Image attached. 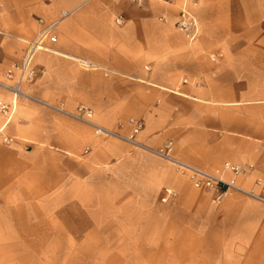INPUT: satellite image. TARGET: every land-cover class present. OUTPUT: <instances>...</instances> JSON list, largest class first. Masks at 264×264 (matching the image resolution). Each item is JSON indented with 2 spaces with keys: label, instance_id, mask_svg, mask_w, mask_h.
<instances>
[{
  "label": "crops",
  "instance_id": "0c3cea01",
  "mask_svg": "<svg viewBox=\"0 0 264 264\" xmlns=\"http://www.w3.org/2000/svg\"><path fill=\"white\" fill-rule=\"evenodd\" d=\"M183 6L192 40L175 28ZM62 12L25 93L86 107L124 135L139 121L137 141L171 143L173 157L209 172L244 168L222 176L264 191V0H0V81L19 77L6 72L38 21ZM0 102L10 113L0 116L2 199L27 202L55 173V189L89 208L87 239L138 240L135 253L165 264H264V205L237 193L215 202L159 157L2 88Z\"/></svg>",
  "mask_w": 264,
  "mask_h": 264
},
{
  "label": "rangeland",
  "instance_id": "374dc122",
  "mask_svg": "<svg viewBox=\"0 0 264 264\" xmlns=\"http://www.w3.org/2000/svg\"><path fill=\"white\" fill-rule=\"evenodd\" d=\"M57 179L49 173L45 190L31 191L27 202L0 197V220L8 221L0 222V264L166 263V256L135 253L138 240L87 239L95 227L88 222L89 208L80 197L56 190Z\"/></svg>",
  "mask_w": 264,
  "mask_h": 264
},
{
  "label": "built area",
  "instance_id": "2783aa9c",
  "mask_svg": "<svg viewBox=\"0 0 264 264\" xmlns=\"http://www.w3.org/2000/svg\"><path fill=\"white\" fill-rule=\"evenodd\" d=\"M134 3H140L141 0H130ZM171 1V0H167ZM68 16L67 12H62L59 19L51 23H45L44 20L40 19L38 21L40 25V30L37 32L35 37L31 41L26 42V50L21 57L18 63L12 64L7 72L6 77L8 80H14L15 73H19V77L14 80V83L9 84L6 82L0 81V88L11 93L14 97H21L30 99L32 101L41 103L46 107L65 115L77 122H80L84 125L92 128L94 134L99 137L104 138H113L122 142L129 144L131 147L145 151L149 154H152L156 157H159L169 163H171L175 171L184 176L189 183L196 189H202L207 192L212 200L215 202L222 201L227 195L231 193H237L243 195L247 198L255 200L260 204L264 205V191L258 193L253 190H246L240 187L234 179H224L222 172H229L233 175L242 174L245 172L244 168L233 166L229 163H224L222 172H209L201 168L187 164L171 155L172 144L167 143L159 149H153L145 144L136 140V135L142 128V123L135 121L133 119L128 120V124L132 126V131L129 135H124L117 130H113L104 126L97 124L93 120L92 112L86 107H78L75 111L70 112L64 110L60 106L48 105L42 103L41 101L35 99L28 93H25L22 88V82H31L34 77V70L32 69V63L35 57V54L38 51L46 50L45 42L48 40L50 42H55L56 38L54 36V30L61 23V21ZM175 28L185 35L189 39H194L197 34V23L194 17L187 11L183 6L180 9V14L178 21L176 22ZM0 116L8 118L10 116L9 109L6 104L0 102ZM122 127V125H120ZM5 142H11V139H5Z\"/></svg>",
  "mask_w": 264,
  "mask_h": 264
}]
</instances>
